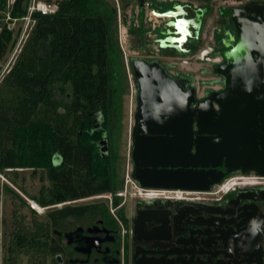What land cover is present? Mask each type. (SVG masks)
<instances>
[{"label": "trees", "instance_id": "obj_1", "mask_svg": "<svg viewBox=\"0 0 264 264\" xmlns=\"http://www.w3.org/2000/svg\"><path fill=\"white\" fill-rule=\"evenodd\" d=\"M56 3L53 13L31 12L29 31L0 79V171L40 169L48 181L32 196L47 208L45 218L33 216L28 225L17 221L3 264H16L19 255L28 264H56V255L67 250L61 236L66 219L112 217L106 205L74 201L117 189L114 162L124 78L111 34L116 11L103 0ZM4 7L0 0V9ZM230 9L220 12L231 25ZM26 13L20 0H14L11 16ZM198 37L199 32L195 41ZM14 41L3 24L0 61ZM196 44L182 52L173 48V53L189 54ZM112 203H119L115 195ZM116 213L123 219L119 208Z\"/></svg>", "mask_w": 264, "mask_h": 264}, {"label": "water", "instance_id": "obj_2", "mask_svg": "<svg viewBox=\"0 0 264 264\" xmlns=\"http://www.w3.org/2000/svg\"><path fill=\"white\" fill-rule=\"evenodd\" d=\"M230 21L225 32L235 41L213 67L223 86L202 98L157 61L131 58L138 90L131 176L140 187L208 191L230 172L264 176V0L231 7ZM174 40L165 38L170 45ZM262 218L243 219L244 257L214 264H264ZM79 230L64 233L68 243ZM76 241L89 252L86 240Z\"/></svg>", "mask_w": 264, "mask_h": 264}, {"label": "rangeland", "instance_id": "obj_3", "mask_svg": "<svg viewBox=\"0 0 264 264\" xmlns=\"http://www.w3.org/2000/svg\"><path fill=\"white\" fill-rule=\"evenodd\" d=\"M38 1L41 0H20V6L25 7L27 13L16 18L10 14L11 4L14 0H5V7L0 9V28L6 24L12 30L15 38L14 44L10 46L0 61V79L8 71L19 52L30 28V11ZM247 1L249 0H141L144 4L140 17L139 0H103L116 11V20L113 23L111 34L114 44L119 49L118 59L124 78L120 106L121 130L116 147L114 176L117 186L116 193L122 194L120 203L123 202L127 211H130L134 202L139 199V194H144V190L131 176V129L135 112V83L130 69V59L132 57L151 58L171 65L170 70L172 71L188 72L193 77L196 95L201 98L206 89L217 90L221 86L222 77L213 71V65L221 60V55L213 51L216 50L214 37L216 36L217 43L221 42L223 45H226L230 39L219 26L220 19H222V15L218 18L220 9L240 5ZM205 5L207 7H204ZM169 7L172 9L171 11L179 10L180 12L177 16L160 13V10ZM203 7L206 8L205 12H208L202 16L201 26L196 28L197 15H201ZM226 15L230 18V11H226ZM179 17L189 20L187 25L189 34L184 35L185 41L173 42L174 49H185L196 43L198 46L191 53L178 56L170 49L161 50L159 46L165 47L164 37L177 36L174 22ZM198 31L199 37L195 41V33ZM230 44L231 42L227 45ZM55 159L57 160L58 157ZM43 174L40 169H36L34 172L32 168H6L0 171V264H3L6 246L17 221L21 220L25 225H28L33 216L40 220L45 218L47 208L39 207L32 199L42 184L48 185L46 178L41 177ZM252 174L250 173V175ZM216 188L212 187L210 190ZM197 195L209 196L205 191ZM111 201L112 195L109 192L77 199L74 204L106 205L111 213ZM32 209L35 211L34 213L31 212ZM89 222L88 217L79 220L68 218L65 220L62 230H71L77 224L86 226ZM16 264H28L25 255H19Z\"/></svg>", "mask_w": 264, "mask_h": 264}, {"label": "flooded vegetation", "instance_id": "obj_4", "mask_svg": "<svg viewBox=\"0 0 264 264\" xmlns=\"http://www.w3.org/2000/svg\"><path fill=\"white\" fill-rule=\"evenodd\" d=\"M143 4L139 0L140 17ZM204 12L201 10V15H197V28L202 24ZM221 15L220 12L218 18ZM219 26L221 31H226V27L232 24L222 17ZM214 43L215 53L220 54L226 49H219L223 43H217L216 36ZM159 48L166 50L164 46ZM147 60L150 62L155 59ZM155 61L179 86L185 88L188 81L187 86L195 87L193 77L188 72L172 71L171 65ZM132 78L135 83L136 110L138 90L133 73ZM222 86L221 81L217 90ZM208 93L209 89H206L201 98ZM231 175L236 177L226 192L200 196L197 194L201 191L186 190L189 192L185 195L193 197L192 200H163L160 197L146 199L140 196L130 211L123 206V202L120 203L122 194L111 192L112 198L114 195L119 196L117 205L111 201L112 217L90 220L86 226L77 224L71 230H63L61 236L67 250L56 255V264H214L217 261H239L244 257V244L241 243L244 239L240 236L247 234L243 219L250 222L254 216H263L261 224L264 231V180L257 179L253 171H234L226 174L222 181ZM117 208L122 211L123 219L117 215ZM76 229L80 230L73 236V241L68 243L64 233ZM76 239L86 240L89 252L85 251L87 247L78 245ZM260 241L263 250L261 258L264 261V236ZM78 247L84 250H76Z\"/></svg>", "mask_w": 264, "mask_h": 264}, {"label": "built area", "instance_id": "obj_5", "mask_svg": "<svg viewBox=\"0 0 264 264\" xmlns=\"http://www.w3.org/2000/svg\"><path fill=\"white\" fill-rule=\"evenodd\" d=\"M57 0H41L38 1L35 6L33 7L32 11H39L42 14H48L53 13L57 9ZM243 4V3H242ZM166 15V13H164ZM234 175H231L227 178H225L220 183L214 185L213 187H217L214 190H208L205 191V193H217V192H226L229 190V185L234 183L235 180ZM246 177V176H245ZM257 179H264V176L257 175ZM142 190H144V194H139V196L144 197L146 199H154L157 197H160L163 200H192L193 197L186 196L185 193L189 192L186 190L181 189H162V188H144L141 187ZM204 192V191H201ZM102 195V194H101ZM112 195V194H111Z\"/></svg>", "mask_w": 264, "mask_h": 264}, {"label": "crops", "instance_id": "obj_6", "mask_svg": "<svg viewBox=\"0 0 264 264\" xmlns=\"http://www.w3.org/2000/svg\"><path fill=\"white\" fill-rule=\"evenodd\" d=\"M149 2V1H148ZM150 5H151V3H150ZM172 9H171V7H169V8H166V9H162V10H160V13H162V15H164V13H166V14H168L169 12H173L174 13V15H178V13L180 12L179 10L178 11H171ZM169 15V14H168ZM174 15H170V16H174ZM187 18H184V17H179L178 18V20H176L175 22H174V26L176 27V32H177V36H175V37H172V36H169V37H171V38H173V39H178V40H174V41H172L171 43H177V42H181V41H185V36L184 35H186L187 36V34H189V27L187 28V25H188V23H189V20H186ZM181 20H183V21H186L187 23L184 25V29H185V32L186 33H184V31L182 32V33H180V30L177 28V26L175 25V23L177 24V22L178 21H181ZM197 28V27H196ZM175 46L174 45H170V42H166L165 41V48L168 50V49H170V51L173 53V48H174ZM176 49V48H175ZM184 49V48H183ZM183 49H180V48H178L177 50L178 51H180V52H182V50Z\"/></svg>", "mask_w": 264, "mask_h": 264}, {"label": "snow or ice", "instance_id": "obj_7", "mask_svg": "<svg viewBox=\"0 0 264 264\" xmlns=\"http://www.w3.org/2000/svg\"><path fill=\"white\" fill-rule=\"evenodd\" d=\"M186 23H187L186 21L181 20V21H178V22H177L176 26H177V28H178L179 30L183 31V30H184V25H185Z\"/></svg>", "mask_w": 264, "mask_h": 264}, {"label": "bare ground", "instance_id": "obj_8", "mask_svg": "<svg viewBox=\"0 0 264 264\" xmlns=\"http://www.w3.org/2000/svg\"><path fill=\"white\" fill-rule=\"evenodd\" d=\"M166 15H168V14H166ZM176 16V15H175ZM167 32V31H166Z\"/></svg>", "mask_w": 264, "mask_h": 264}]
</instances>
